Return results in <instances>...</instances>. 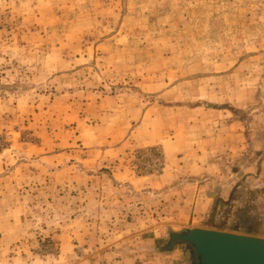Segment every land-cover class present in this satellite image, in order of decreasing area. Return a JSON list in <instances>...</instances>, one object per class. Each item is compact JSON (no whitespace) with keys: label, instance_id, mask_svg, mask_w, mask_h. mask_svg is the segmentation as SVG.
<instances>
[{"label":"rangeland","instance_id":"1","mask_svg":"<svg viewBox=\"0 0 264 264\" xmlns=\"http://www.w3.org/2000/svg\"><path fill=\"white\" fill-rule=\"evenodd\" d=\"M188 228L264 239V0H0V264Z\"/></svg>","mask_w":264,"mask_h":264},{"label":"water","instance_id":"2","mask_svg":"<svg viewBox=\"0 0 264 264\" xmlns=\"http://www.w3.org/2000/svg\"><path fill=\"white\" fill-rule=\"evenodd\" d=\"M183 246L189 264H264V239L204 228L170 232L162 249Z\"/></svg>","mask_w":264,"mask_h":264}]
</instances>
